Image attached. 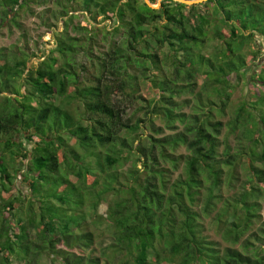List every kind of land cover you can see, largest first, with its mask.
I'll list each match as a JSON object with an SVG mask.
<instances>
[{"label": "trees", "instance_id": "16d2710c", "mask_svg": "<svg viewBox=\"0 0 264 264\" xmlns=\"http://www.w3.org/2000/svg\"><path fill=\"white\" fill-rule=\"evenodd\" d=\"M76 3L93 21L97 15L115 21L112 32L122 29L120 43L95 54L93 36H86L89 45L83 49L79 38L63 29L65 36L55 33L54 47L42 49L44 57L33 66L34 53L0 49V264H40L42 254L47 264H264V221L242 239L261 217L258 198L264 195V0L191 6L161 0L157 8L145 0ZM81 49L86 64L75 60ZM242 81L245 93L232 101ZM144 83L157 97L137 94ZM210 87L221 88L216 98L207 92ZM117 95L134 104L144 101L123 116L126 105ZM184 104L191 107L188 115ZM225 114V122L217 119ZM154 117L165 128L175 130L177 121L183 129L155 136L153 131L161 130L151 123ZM146 121L149 133L141 129ZM224 124L229 133L240 129L233 152L227 139L219 138ZM180 144L186 155L174 151ZM241 158L247 160L248 187L245 181L244 191L223 198L212 216L216 235L227 242L222 246L204 232L202 216L221 197V183L236 180ZM127 160L130 167L118 170ZM14 162L17 168L11 170ZM180 163L181 172L171 179ZM19 171L30 194L25 210L20 189L10 193ZM58 177L63 186L51 191L46 186ZM68 185L80 188V207L96 192L89 207L95 223L87 222L90 212L78 224L71 219L76 228L64 218L74 197ZM4 192L9 194L3 197ZM109 194L115 199L104 216L96 209ZM87 225L103 226L112 238L95 255L94 232Z\"/></svg>", "mask_w": 264, "mask_h": 264}, {"label": "rangeland", "instance_id": "374dc122", "mask_svg": "<svg viewBox=\"0 0 264 264\" xmlns=\"http://www.w3.org/2000/svg\"><path fill=\"white\" fill-rule=\"evenodd\" d=\"M11 1H15V0H11ZM19 1L21 2V0H18V3ZM77 1L78 0H70V1L69 0H22L20 4L15 2L10 3L8 1H6V3H1L0 1V5L2 7V9L0 7V49L7 48V50H10L11 48L13 49L15 47L17 49L25 50L26 53H28V55L34 53L35 56L30 57L31 58L30 65L33 66L36 63V61H39L44 57L42 56V52H43L42 49L49 52V49L54 47L53 36L55 33H60L61 31H63V29L66 30L67 36L78 37L79 39L77 44L81 43L83 49H85L84 47L87 46L88 44V41H85L86 36L89 34L93 36V39H91V44H92L91 47L92 50L95 52V54L107 50L108 46L111 43H113V41L120 43L121 39L123 38L122 29H119L117 32L114 31L112 32V27L116 23L115 21H112L110 19L104 20L101 18V15H97L96 20L93 21L92 17L89 16L88 13L86 15L83 14L81 9L77 7V3H76ZM74 6L76 8H74ZM66 13H68L66 16H60ZM2 20H4V22H1ZM78 25L80 27L87 29L86 30L75 29L74 27ZM92 26H95L96 28L101 27V30L95 31V29H93ZM92 30H94L95 35L93 34ZM105 31H107L108 34ZM104 33L106 35H104ZM57 36L60 38V37H64L65 35L64 33L61 32ZM83 49H81V51L79 50V53L76 54L75 60L78 64L88 63L87 58L84 57ZM203 51L205 52V54L208 55L210 53L209 52L210 47L208 48L205 47ZM58 59L61 61L60 57ZM202 68L206 69V66L203 65ZM209 71L211 73L213 72L212 69H210ZM213 74H214V78L219 76V74L216 72V69H214ZM196 78L198 80H203L204 76L198 72L196 74ZM211 78L212 77H210L209 80H211ZM148 87L149 86L146 85V83L141 84L137 94L139 95L141 94V96L145 100H149L150 98L157 97V95L155 94L156 91H153ZM216 88H212V87L208 88L207 92L211 94L212 98H216V95L220 94L219 91L221 88L219 87L218 90ZM21 90L23 91V89ZM244 93H245V88L242 81L241 83L237 84L235 90L232 92L231 100L235 102L240 100L241 97L244 95ZM181 96L185 98L187 97L186 95H181ZM116 98H120L122 104L126 105L125 113H124L125 115L123 116H127V114L131 112L134 113L135 109L139 107V103L141 102L143 104L142 101H144V100H140L137 101L136 104H134L131 103L129 100H127V97L126 98L122 97V95H117ZM180 98L181 97L179 98L175 97L176 100H180ZM72 107L77 108V104L76 103L73 104ZM190 108H191L190 106L184 104L182 105L181 110L185 112L186 115H188L191 112ZM220 118L223 122H225V120L228 118V115L225 114L222 117L219 116L217 119ZM151 123L156 128L157 127L160 128L161 130L160 133H156L153 131V133H155V136L158 137L166 136L167 134L174 133L175 131H181L184 126L183 123L175 121V124L177 126L175 130L165 128L164 123L158 117H154ZM151 123L150 121H146L142 123L141 129H143L145 132L148 133L151 132V128H150ZM220 132L221 134L219 138L220 139L226 138L227 142L231 147V151L232 152L235 151V147H237L236 136L240 135V129H237L235 133H229L227 132V126L224 124L222 125ZM33 139L37 140V137H33ZM26 146L27 148H30V145H26ZM222 147L223 145H220L219 151L222 149ZM174 151L176 152V154L186 155L188 153L184 144H180L177 147H175ZM130 158L133 159L131 155ZM241 159L242 161L238 163L234 168L236 180H233V184L230 185L226 183L223 184L221 183V188L219 189V193L221 194V197L213 201L210 214L202 216V223L204 224L203 226L204 232H206L210 238L219 241L222 246H224L227 242H225V240H223L221 237L216 235L215 233L216 228L214 227V223L212 222V216L216 214V211L220 207L223 198L231 197L234 194H238L246 189L245 185L243 184L246 180H248L247 174L249 172L245 170L244 167V163H246L247 160L245 158H241ZM130 165H131L130 160L122 162L119 167L120 169L118 168V170H125L129 168ZM9 167L11 168V170H14L17 168V163L14 162L12 166ZM181 170H182V163H180L177 168L172 169V171L169 174L170 175L169 177L171 179L177 177L178 174L181 172ZM21 171H19L17 174L14 175L16 176L14 183L17 185L16 188H14L10 193L12 195L18 194L19 193L18 189H20L22 194L25 196V201L22 203L23 209L25 210L24 206L27 204L26 200L30 194L27 186L23 184L22 177L20 174ZM68 178L69 180L72 181L75 179L71 175H68ZM59 181L60 178L58 177L56 182L52 180L51 182H49V185H47L46 187L49 188L51 191H56V190L59 191L63 186L60 184V186L58 187ZM248 182L249 181L245 182L247 187L249 184ZM68 189H70V193L73 194L74 197L73 199L71 198V202H70L71 207L67 212V215H64V218L65 219L70 218L71 225L73 227L75 226L77 227L76 223L78 224V222L86 220L85 218H83V216L84 214L86 215L88 212H90V215L88 214L87 216V222H89L90 220L93 223H95L97 221V218H95L94 215L95 212H93L89 207L92 205L93 202H95L96 192L93 190L94 192V193L92 192L93 198L91 197V199H86L87 200L86 205L80 207L81 206L80 205L81 193L79 190L80 188L77 190H73L70 187V185H68L66 190L68 191ZM8 194H9L8 192L6 193L4 192L3 197H6ZM70 197L72 196L70 195ZM113 199H115L114 195L111 194L107 195L104 200L102 199L98 203L96 211L105 216L106 213H108L107 212L108 205L111 202H113ZM258 201L260 202V209L258 212L260 213L261 217L255 218V220H253L252 226L250 227V229H248L246 234L243 235L242 237L243 240L252 231H257V229H259V227L262 225V220L264 221V195L259 197ZM55 204L58 205V203L56 202ZM9 216H10L9 218L13 219V214H9ZM89 216L92 218V220L90 219ZM71 219H75L77 222L72 221ZM230 219L231 218L229 217L228 220ZM11 224H12V228L15 230L16 221H12ZM87 227H88L87 229H92L94 232L93 235L94 240L92 244V247L94 249L92 250V254L95 255L97 254L98 247H100L101 245L102 246L107 245L108 243H110L112 238L110 233H108V231L102 230L103 226L101 228L100 227L97 228L91 225H87ZM84 228L85 227L82 226L81 231L84 230L86 231V229ZM253 240H255L256 243L262 242L261 240H257L255 238H253ZM235 248L240 249V246L236 245ZM261 249H262V255H264V246L261 245ZM47 261L48 259L44 254L39 256L40 264H47ZM14 264H22V262H17L16 260H14Z\"/></svg>", "mask_w": 264, "mask_h": 264}, {"label": "water", "instance_id": "95a60500", "mask_svg": "<svg viewBox=\"0 0 264 264\" xmlns=\"http://www.w3.org/2000/svg\"><path fill=\"white\" fill-rule=\"evenodd\" d=\"M160 1L161 0H158V1H156V3L153 4L150 2V0H145L146 4L150 7H153V8H157L159 6ZM177 1L184 3V4H187V6H191L195 3L203 2L205 0H177Z\"/></svg>", "mask_w": 264, "mask_h": 264}]
</instances>
